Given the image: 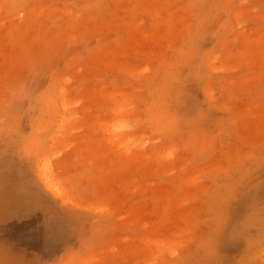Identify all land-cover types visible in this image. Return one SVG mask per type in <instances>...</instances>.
I'll use <instances>...</instances> for the list:
<instances>
[{"label": "rangeland", "instance_id": "obj_1", "mask_svg": "<svg viewBox=\"0 0 264 264\" xmlns=\"http://www.w3.org/2000/svg\"><path fill=\"white\" fill-rule=\"evenodd\" d=\"M263 36L264 0H0V264H264Z\"/></svg>", "mask_w": 264, "mask_h": 264}, {"label": "bare ground", "instance_id": "obj_2", "mask_svg": "<svg viewBox=\"0 0 264 264\" xmlns=\"http://www.w3.org/2000/svg\"><path fill=\"white\" fill-rule=\"evenodd\" d=\"M237 18H238V17H237ZM239 18H240V17H239ZM226 28H227V27H226ZM227 30H229V29H227ZM227 30H226V31H227ZM225 34H226V33H225ZM220 37H221V36H220ZM242 38H243V37H242ZM263 38H264V36H263ZM263 38L259 37L258 39H263ZM254 39H255V38H254ZM244 41H245V39H244ZM256 41H257V40H256ZM261 41H263V40H261ZM257 42H258V41H257ZM259 43H260V42H259ZM239 44L241 45V44H243V43L240 42ZM261 44H262V43H261ZM253 45H254V44H253ZM238 46H239V45H238ZM257 47H258V46H257ZM245 49H246V48H245ZM245 49H244L243 51H246ZM256 49H257V48H256ZM108 51H109V50H108ZM108 51H107V52H108ZM259 52H260V51H259ZM109 53H110V52H109ZM99 54H101V53H99ZM242 55L245 56V54H242ZM216 69H217V68H216ZM61 87L63 88V86H61ZM63 89H65V88H63ZM48 91H49V90H48ZM58 91H59V90H58ZM63 91H65V90H63ZM57 93L59 94V92H57ZM64 93H65V92H63V94H64ZM60 94L62 95V92H61ZM66 94H67V93H66ZM66 94H65V95H66ZM70 94H71V93H70ZM70 94H69V95H70ZM112 94H113V93H112ZM112 94H108V95H110L109 98H112V97H111ZM42 95H43V94H42ZM108 95H106V97H108ZM117 95H118V94H115L116 97H117ZM66 96H67V95H66ZM71 96H72V95H71ZM80 96H81V94H80ZM93 96H94V95H93ZM115 96H114V94H113V97H115ZM118 96H120V95H118ZM43 97H44V96H43ZM59 97H60V96H59ZM63 97H65V96H63ZM63 97H62V98H63ZM90 97H91V96H90ZM102 97L105 99V94H104ZM72 98H73V97H72ZM83 98H84L85 100L87 99V97L82 96V99H83ZM88 98H89V97H88ZM43 99H44V98H43ZM70 99H71V98H70ZM70 99H68L69 102H70ZM74 99H75V97H74ZM79 99H80V98H79ZM82 99H81V100H82ZM93 99H94V98H93ZM115 99H116V98H115ZM63 100H64V98H63ZM66 100H67V98H65V101L62 102L64 108H65V107L68 108V106H69V102H68V106L66 105V104H67ZM81 100H80V101H81ZM94 100H95V99H94ZM94 100H93V101H94ZM116 100H117V99H116ZM120 100H121V99H120ZM38 101H39V100H38ZM89 101H90V100H89ZM113 101H114V100H113ZM53 102H54L53 99H51V100L49 99V100H48V104H49V107H50V108L52 107ZM71 102H72V99H71ZM73 102H74V100H73ZM114 102H116V101H114ZM114 102H111V103H113V104L115 105ZM62 103H61V104H62ZM118 103H120V106H121V101L119 102V100H118ZM58 104H59V102H58ZM73 104L76 105V104H77V101H76V104H75V102H74ZM41 105H42V104H41ZM65 105H66V106H65ZM122 105H124V103H123ZM125 105H126V104H125ZM125 105H124V107H125ZM39 106H40V105H39ZM117 106H119V104L116 103V107H117ZM71 107H72V106H71ZM39 108H40V107H39ZM59 108H60V107H59ZM64 108H63V109H64ZM72 108H73V107H72ZM121 108H122V107H121ZM126 109H127V107H126ZM59 110H60V109H59ZM59 110H58V111H59ZM66 110H67V109H66ZM48 111H49V110H48ZM67 111H68V110H67ZM86 111H87V110H86ZM86 111H84V113H82V114H86V113H85ZM117 111H119V110H117ZM117 111H116V112H117ZM51 112H52V111H51ZM51 112H49V113H51ZM59 112L61 113V110H60ZM63 112H64V111H63ZM116 112H115V113H116ZM117 113L119 114L120 112H117ZM123 113H124V112H123ZM123 113H122V114H123ZM62 114H63V113H62ZM68 114H70V113H68ZM122 114H120L119 116H121ZM59 115H60V114H59ZM61 116H62V115H61ZM61 116H59V117H61ZM156 116H157V115H156ZM63 117H64V116H63ZM63 117H62V118H63ZM68 117H69V116H68ZM71 117H72V119H73V116H71ZM62 118L59 119V121L62 120ZM119 118H120V117H119ZM152 118H153V117H152ZM57 119H58V118H57ZM63 119H64V118H63ZM65 119H66V116H65ZM116 119H118V118H116ZM116 119H115V120H116ZM121 119H123V117H122ZM70 120H71V118H70ZM76 120H78V119L76 118L74 121L77 122ZM79 120H80V119H79ZM136 120H137V119H136ZM136 120H134V121L136 122ZM151 120H152V119H151ZM62 121H63V120H62ZM67 121H69V119H68ZM80 121H81V120H80ZM119 121H120V120H119ZM137 121H138V120H137ZM152 121H153V120H152ZM72 122H73V121H72ZM83 122H84V121H83ZM89 122H91V121H89ZM110 122H111V121H110ZM110 122H109V124H110ZM117 122H118V121H117ZM125 122H126V121H125ZM127 122H128V121H127ZM35 123H36V122H35ZM57 123H58V122H57ZM62 123H63V122H62ZM65 123L68 124L69 122H66V121H65ZM80 123H81V122H80ZM80 123H78V122H77V124L74 123V124L76 125V127H75V125H72V126H73L72 129L77 128V125H79ZM86 123H87V122H86ZM92 123H93V122H92ZM92 123H91V124H92ZM95 123H96V122H95ZM100 123H101V122H97V124H100ZM102 123H103V122H102ZM102 123H101V124H102ZM115 123H116V121H115ZM118 123H119V122H118ZM159 123H160V122H159ZM44 124H45V123H44ZM44 124H43V126L45 127ZM70 124H71V121H70V123H69V126H70ZM93 124H94V123H93ZM97 124H96V125H97ZM101 124H100V125H101ZM111 124H112V123H111ZM113 124H114V123H113ZM113 124H112V125H113ZM129 124H130V123L128 122V125H127V124H126V125L129 126ZM136 124H137V123H136ZM155 124H156V122H155ZM38 125H40V124H38ZM80 125H81V124H80ZM94 125H95V124H94ZM96 125H95L94 127H96ZM104 125H105V122H104ZM106 125H107V123H106ZM112 125H108V126H112ZM117 125H119V124H117ZM124 125H125V123H124ZM132 125H133V124H132ZM149 125H150V124H149ZM33 126H34V125H33ZM58 126H59V125H58ZM69 126H68V127H69ZM83 126H84V125H83ZM122 126H123V124H122ZM156 126H157V125H156ZM38 127H39V126H38ZM59 127H60V126H59ZM64 127H65V126L63 125V129H65L67 126H66L65 128H64ZM70 127H71V126H70ZM80 127L82 128V125H81ZM84 127H85V126H84ZM102 127H104V126L102 125ZM115 127H117V126L115 125ZM120 127H121V125H120ZM120 127L116 128L115 131H116L117 129H120ZM123 127H124V126H123ZM81 128H80V129H81ZM113 128H114V126H113ZM127 128H128V127H127ZM158 128H159V127H158ZM57 129H58V128H57ZM61 129H62V128H61ZM61 129H59V130H61ZM67 129H68V128H67ZM70 129H71V128H70ZM72 129H71L70 131H72ZM77 129H78V128H77ZM89 129H90V128H89ZM95 129H96V128H95ZM97 129H98V127H97ZM107 129H108L107 126H106V129H105V127H104V131H106ZM111 129H112V128H111ZM111 129H110V131H112ZM121 129H122V128H121ZM152 129H153V128H152ZM38 130H40V127H39ZM68 130H69V129H68ZM100 130H101V129H100ZM100 130H99V131H100ZM102 130H103V129H102ZM102 130H101V131H102ZM113 130H114V129H113ZM126 130H127V129H126ZM150 130H151V129H150ZM155 130H156V129H155ZM162 130H163V128H162ZM73 131H74V130H73ZM89 131H90V130H89ZM92 131H93V130H92ZM107 131H108V130H107ZM117 131H119V130H117ZM120 131H122V130H120ZM152 132H153V131H152ZM154 132L157 133L156 131H154ZM34 134H35V133H34ZM149 134H150V133H149ZM56 135H57V134H56ZM62 137H63V136H62ZM125 138H126V137H125ZM125 138H124L123 140H121V138H118L119 140H116V141H119V142L121 141L120 144L122 145V147H123V146L125 147V148L123 147L124 149L121 148L122 150L128 149L127 151H129V148H128V147H129L130 145H129V142H127L129 138H127V141H126ZM39 139H40V138H39ZM53 139H54V138H52V141H53ZM36 140H37V138H36ZM55 140H56V139H55ZM60 140H61V139H60ZM60 140L57 141L58 143H57V142H56V143H57V144H60V147H61V145L64 143L65 140H64V139H62L61 141H60ZM63 140H64V141H63ZM85 140H86V139H85ZM85 140H83V143H85V142H84ZM97 140H98V139H97ZM39 141H40V140H37V143H38ZM112 141H113V140H112ZM130 141H132V138H131ZM59 142H61V143H59ZM114 142H115V141H114ZM51 143L53 144V142H51ZM90 143H91V142H90ZM97 143H98V142H97ZM130 143H131V142H130ZM135 143H136V142H135ZM64 144H65V143H64ZM67 144H69V143H67ZM72 144H73V143H72ZM85 144H86V143H85ZM110 144H111V142H110ZM112 144H114V143H112ZM115 144H116L115 149L117 148V150H118V145H117V144H119V143L116 142ZM131 144H133V143H131ZM137 144H138V143H137ZM50 145H51V144H49V148H47V149H50V148H51ZM138 145H139L140 148H141V145H140V144H138ZM51 146H52V145H51ZM57 146H58V145H56V147H57ZM63 146H64V148H65V145H63ZM80 146H81V145H80ZM92 146H95V145H92ZM92 146H90V148H91ZM99 146H100V145H99ZM99 146H98V147H99ZM119 146H120V145H119ZM58 147H59V146H58ZM67 147H68V146H67ZM84 147H85V146H84ZM84 147H83V149H84ZM95 147H96V146H95ZM95 147H92V148H91V149L93 150V151H91V153L95 152V153H93V155H94V154L96 155V150H97V148H98V147H97V148H95ZM110 147H111V146H109V148H110ZM131 147H134V148H135V144H133ZM86 148H87V147H85V149H86ZM88 148H89V146H88ZM93 148H95V150H94ZM109 148H107V149H109ZM137 148H139V147H137ZM53 149H54V148H53ZM81 149H82V148H81ZM85 149H84L83 151H86ZM110 149H112V148H110ZM110 149H109V151H110ZM121 149H120V150H121ZM131 149H132V148H131ZM32 150H33V149H32ZM89 150H90V149H89ZM113 150H114V149H113ZM113 150H112V151H113ZM117 150H116V151H117ZM138 150H139V149H138ZM80 151H81V150H80ZM80 151H79V152H80ZM116 151L114 152V154L116 153ZM125 151H126V150H125ZM127 151H126V152H127ZM132 151L134 152L133 149H132ZM132 151H130V153H131ZM135 151H136V150H135ZM30 152H31V151H30ZM87 152H89V151L87 150ZM119 152H120V151H119ZM119 152L117 151V153H119ZM123 152H124V151H123ZM123 152H122V153H123ZM126 152H124V155H125ZM91 153H90V155H91ZM97 153H98V152H97ZM106 153H108V151H106ZM54 154H55V153H54ZM54 154H53V155H54ZM78 154H79V153H78ZM88 154H89V153H88ZM112 154H113V152H112ZM120 154H121V153H120ZM127 154H129V152H127ZM51 155H52V154H51ZM53 155H52V156H53ZM93 155H92V156H93ZM103 155H105V154H103ZM110 156H111V155H110ZM119 156H121V155H119ZM114 157H115V156H114ZM43 158H45V157H43ZM107 158H109V155H108ZM115 158H118V157H115ZM119 158H120V157H119ZM121 158H122V157H121ZM40 159H41V157H40ZM110 159H111V158H110ZM45 160H46V159H45ZM118 160H120V159H118ZM42 161H43V160H42ZM46 161H47V160H46ZM107 161H108V159H107ZM115 162H117V161H115ZM119 162H120V161H119ZM41 163H42V162H41ZM41 163L39 164V166L41 165V167L39 168V169H40V174H39V176L41 177V179L45 180V184H44V185H47V186L49 187L48 189H50V187H51V189L56 190V189L58 188V187H56V184H57V183H55V184H53V183H54V181L56 182L57 179H56V180H55V179L52 180V178H51V177H54L55 174H53L54 176L49 175V174H51V171H52V170H51V171L49 170L50 173H49V171H48V165H47V164H49V163L47 162V164H46V162H45L46 165L44 164V161H43V164H41ZM117 163H118V162H117ZM50 164H51V163H50ZM50 164H49V166H50ZM105 164L108 165L109 163L107 164V163L105 162ZM105 164L103 165V167H105ZM37 165H38V164H37ZM51 167H52V166H51ZM51 167H50L49 169H51ZM118 167H119V165H118ZM36 168H37V167H36ZM111 168H112V167H111ZM114 168H115V167H114ZM116 168H117V167H116ZM112 169H113V168H112ZM91 171H93V170H91ZM94 172H95V171H94ZM40 177H39V178H40ZM57 181L59 182V181H61V180L58 179ZM63 181H64V180H63ZM72 181H73V179H72ZM63 184H64V182H63ZM57 185H58V184H57ZM65 185H68V184L66 183ZM65 185H60V183H59V187H60V188H58V189H61V187H63V186L66 188ZM54 186H55V187H54ZM52 187H53V188H52ZM66 189H67V188H66ZM63 190H64V189H62V191H63ZM64 191H65V190H64ZM64 191H63V192H64ZM57 192H58V190H56L55 193H57ZM65 192H67V191H65ZM65 192H64V193H65ZM60 193H61V190H60ZM60 193H57V194H59V195H58L59 197L61 196ZM65 194H66V195H64V196H67V197H65V198H68V199H69V197L71 196V194H70V195H67L68 192L65 193ZM62 196H63V194H62ZM62 196H61V197H62ZM68 196H69V197H68ZM71 197H73V196H71ZM62 198H63V197H62ZM70 199H71V198H70ZM72 199H73V198H72ZM64 200H65V199H64ZM65 201H66V200H65ZM67 201H73V200H67ZM111 202H112V200H111ZM109 207H110V206H109ZM178 209H179V208H178ZM168 210H169V209H168ZM179 212H180V211H179ZM175 213H176V212H175ZM178 216H179V215H178ZM178 216H177V217H178ZM171 225H172V224H171ZM168 227H169V226H168ZM173 227H174V226H173ZM132 231H133V230H132ZM135 231H136V230H135ZM133 233H134V232H133ZM139 233H140V232H139ZM154 234H156V233H154ZM93 235H94V234H93ZM171 235H172V234H171ZM153 236H154V235H153ZM140 237H141V236H140ZM160 237H162V236H160ZM133 238H134V237H133ZM136 239H137V236H136ZM145 239H147V237H146ZM152 239H153V238H152ZM154 239H156V238H154ZM161 239H162V241H166V239L163 240L164 238H161ZM130 240H131V239H130ZM147 240H149V239H147ZM156 240L158 241V239H156ZM131 241H132V240H131ZM145 241H146V240H145ZM150 241H152V240H150ZM159 241H160V239H159ZM167 241H168V240H167ZM136 242H137V241H136ZM138 242H139V240H138ZM168 242H169V241H168ZM150 243H151V242H150ZM152 243H153V244H156L157 242L154 240V242L152 241ZM158 243L160 244L161 242H158ZM174 243H175V242H174ZM145 244H146V243H145ZM153 244H152V245H153ZM161 244L163 245L164 243H161ZM161 244H160V248L162 249V248H164V247H163ZM169 244H170V243H169ZM176 244H177V243H176ZM135 245H137V244H135ZM165 245H166V244H165ZM130 246H132V245H130ZM130 246H129V249H130L131 251L134 249L133 251H135V248H132V249H131ZM140 246H141V245H140ZM148 246H149V243H148ZM148 246H146V247L148 248ZM93 247H94V246H93ZM136 247H137V246H136ZM150 247H152V246H149V248H150ZM153 247H155V245H153ZM157 247H159V246L156 245L155 248H157ZM165 247H166V246H165ZM90 248H91V247H90ZM138 248H139V247H138ZM166 248H168V247H166ZM157 249H158V248H157ZM164 249H165V248H164ZM149 250H150V249H149ZM155 250H156V249H155ZM168 250H169L168 252L170 253V248H169ZM263 250H264V249H262L261 252H263ZM136 251H137V250H136ZM157 251H158V250H157ZM160 251H161V250H160ZM160 251H159V252H160ZM163 251H164V250H163ZM127 252H128V251H127ZM166 252H167V251H166ZM96 253H97V252H96ZM148 253H149V251H148ZM161 253H162V252H161ZM163 253H164V252H163ZM263 253H264V252H263ZM263 253H260V254H263ZM89 254H90V253H89ZM99 254H100V252H99ZM104 254H105V253H104ZM138 254H139V253H138ZM153 254H154V253H153ZM153 254H152V256H153ZM159 254H160V253H159ZM263 255H264V254H263ZM263 255H262V256H263ZM92 256H94V254H92ZM260 256H261V255H260ZM89 257H90V256H88V258H89ZM95 257H96V256H94V258H93V257H92V258L95 259ZM97 257H99V256L97 255ZM263 257H264V256H263ZM90 258H91V257H90ZM90 258H89V261H90ZM111 258H112V257H111ZM113 258H114V257H113ZM106 259H107V258H106ZM111 260H112V259H111ZM82 261H83V262H81V263H84V262L86 261V259H85V261H84V260H82ZM89 261H88V262H89ZM88 262H87V264H88ZM91 262H92V260H91ZM78 263H79V262H78ZM92 263H94V262H92Z\"/></svg>", "mask_w": 264, "mask_h": 264}]
</instances>
